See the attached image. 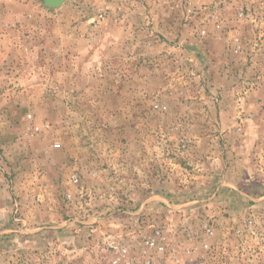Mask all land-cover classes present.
<instances>
[{"label":"rangeland","instance_id":"rangeland-1","mask_svg":"<svg viewBox=\"0 0 264 264\" xmlns=\"http://www.w3.org/2000/svg\"><path fill=\"white\" fill-rule=\"evenodd\" d=\"M156 229L160 264H264V0H0V264Z\"/></svg>","mask_w":264,"mask_h":264},{"label":"built area","instance_id":"built-area-1","mask_svg":"<svg viewBox=\"0 0 264 264\" xmlns=\"http://www.w3.org/2000/svg\"><path fill=\"white\" fill-rule=\"evenodd\" d=\"M203 229L207 237H209L213 232L212 229L206 224L203 225ZM141 243L145 249L152 250L157 255L156 259L148 258L144 260L143 264H160L163 253L165 251L164 237L162 236L161 231L159 229H156L153 235L143 237ZM204 246L207 247L206 245ZM126 251V248L121 247L120 253L122 257L125 256Z\"/></svg>","mask_w":264,"mask_h":264},{"label":"water","instance_id":"water-1","mask_svg":"<svg viewBox=\"0 0 264 264\" xmlns=\"http://www.w3.org/2000/svg\"><path fill=\"white\" fill-rule=\"evenodd\" d=\"M65 0H43L44 5L49 8H58Z\"/></svg>","mask_w":264,"mask_h":264},{"label":"crops","instance_id":"crops-1","mask_svg":"<svg viewBox=\"0 0 264 264\" xmlns=\"http://www.w3.org/2000/svg\"><path fill=\"white\" fill-rule=\"evenodd\" d=\"M226 130L225 129H222V132H225ZM233 186H234V184H233ZM235 187V186H234Z\"/></svg>","mask_w":264,"mask_h":264}]
</instances>
